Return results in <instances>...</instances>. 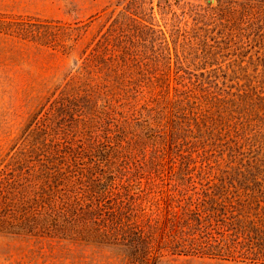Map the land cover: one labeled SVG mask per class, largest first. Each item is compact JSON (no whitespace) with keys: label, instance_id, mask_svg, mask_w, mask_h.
Instances as JSON below:
<instances>
[{"label":"rangeland","instance_id":"rangeland-1","mask_svg":"<svg viewBox=\"0 0 264 264\" xmlns=\"http://www.w3.org/2000/svg\"><path fill=\"white\" fill-rule=\"evenodd\" d=\"M262 13L264 0H0V210L14 209L0 264H129L98 207L162 221L177 186L226 177L233 201L263 206ZM53 23L74 30L53 43Z\"/></svg>","mask_w":264,"mask_h":264},{"label":"trees","instance_id":"trees-1","mask_svg":"<svg viewBox=\"0 0 264 264\" xmlns=\"http://www.w3.org/2000/svg\"><path fill=\"white\" fill-rule=\"evenodd\" d=\"M48 27L53 32V43L67 35V30H74L56 23ZM45 29L38 27L32 38H45L49 34ZM216 180L213 186L192 194L174 187L165 220L144 214L139 217L121 200L103 214L98 207L96 212L100 213L94 216L93 223L109 228L106 232L130 250L129 264H154L153 254L162 252L264 264V205H246L238 198L233 201L227 178ZM2 189L0 186V201ZM6 208L0 210H7L3 218L14 213V209ZM89 210L93 212V207ZM247 210L252 213L250 218L245 215Z\"/></svg>","mask_w":264,"mask_h":264}]
</instances>
